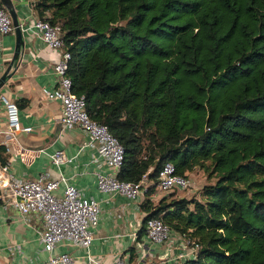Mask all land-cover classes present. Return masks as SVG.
<instances>
[{
	"label": "trees",
	"instance_id": "trees-1",
	"mask_svg": "<svg viewBox=\"0 0 264 264\" xmlns=\"http://www.w3.org/2000/svg\"><path fill=\"white\" fill-rule=\"evenodd\" d=\"M30 4L60 25L73 92L124 148L116 177L146 176L143 223L197 243L189 264H264V0ZM166 162L212 181L153 200Z\"/></svg>",
	"mask_w": 264,
	"mask_h": 264
},
{
	"label": "crops",
	"instance_id": "crops-1",
	"mask_svg": "<svg viewBox=\"0 0 264 264\" xmlns=\"http://www.w3.org/2000/svg\"><path fill=\"white\" fill-rule=\"evenodd\" d=\"M24 36V52L12 77L0 89L18 107L22 128L13 139L8 133L6 110L0 99V166L7 165L15 179L34 180L41 174L49 179L61 176L74 185L86 198H93L100 206L99 222L91 229L93 240L88 248L63 241L56 245L53 254L68 253L75 264H89L87 255L102 262H113L125 255L128 264H178L167 256V244L150 243L145 230L139 232L145 213L141 209L144 194L127 199L115 193H104L97 187V174L116 175L115 168L94 161L96 151L83 146L87 140L79 127L62 130L58 119L61 104L46 97L45 90L55 87L57 51L48 49L39 34L30 27L35 15L30 0H11ZM15 31L0 34V76L14 55ZM23 149L40 150L28 157ZM62 150L71 162L56 166L50 155ZM63 184L55 191L61 196ZM1 195V194H0ZM163 193L156 190L151 199ZM43 220L38 214H21L6 198H0V264H43L48 253L40 241ZM170 243L175 254L184 253L182 240L172 233ZM174 247V248H173Z\"/></svg>",
	"mask_w": 264,
	"mask_h": 264
},
{
	"label": "built area",
	"instance_id": "built-area-1",
	"mask_svg": "<svg viewBox=\"0 0 264 264\" xmlns=\"http://www.w3.org/2000/svg\"><path fill=\"white\" fill-rule=\"evenodd\" d=\"M30 27L39 34L48 49L57 51L60 55L53 66L56 76L55 87L45 90V94L48 99L57 100L61 104L62 115L58 119L61 129L69 130L73 127L82 129L87 136L83 146L91 147L96 151L94 161L118 170L124 158V148L109 132L107 126L90 118L84 95L73 92L71 79L66 74L70 54L64 48L60 25L34 18ZM13 30L11 17L0 0V34H8ZM0 99L6 110L7 133L15 139L18 131L29 132V127L22 128L20 125L17 105L5 96H1ZM23 151L27 152L28 157H32L40 150L23 149ZM50 158L56 166L72 160L62 150H56ZM7 168V165L0 166V198L8 199L21 214L34 213L42 217L44 228L40 234V241L48 253L43 264H75L73 257L68 253L53 254V251L56 245L63 241L76 243L85 248L90 246L93 240L91 229L99 222L98 201L84 197L79 189L69 184L62 176L59 179H49L45 174H41L34 180H20L13 178ZM60 184H63V192L61 196H57L55 191ZM190 186V180L186 176L177 174L171 162H166L160 169L156 184V189L160 193L181 191ZM97 187L101 192L115 193L132 200L144 194L148 181L145 175L138 182H131L119 180L116 175L98 173ZM144 226L150 243L167 244V256H170L168 259L173 258L178 264H189L188 260L197 256L198 244L189 240L187 236L179 234L177 237L182 240L185 252L174 253L170 243L173 232L162 219L149 218ZM87 260L89 264H128L125 255H120L110 263L97 260L91 255H87Z\"/></svg>",
	"mask_w": 264,
	"mask_h": 264
},
{
	"label": "water",
	"instance_id": "water-1",
	"mask_svg": "<svg viewBox=\"0 0 264 264\" xmlns=\"http://www.w3.org/2000/svg\"><path fill=\"white\" fill-rule=\"evenodd\" d=\"M1 3L11 17L13 28L16 35V44H15L14 55L12 57V60L9 62L5 71L0 76V89L14 74L15 70L17 69L19 60L22 58L24 52L23 29L19 21V18L16 14V11L14 9V5L11 0H1Z\"/></svg>",
	"mask_w": 264,
	"mask_h": 264
},
{
	"label": "rangeland",
	"instance_id": "rangeland-1",
	"mask_svg": "<svg viewBox=\"0 0 264 264\" xmlns=\"http://www.w3.org/2000/svg\"><path fill=\"white\" fill-rule=\"evenodd\" d=\"M187 178L190 180L191 186L185 190L174 191L173 193H175L177 197L199 198L202 186L212 181L208 180L207 174L200 168H196L188 173Z\"/></svg>",
	"mask_w": 264,
	"mask_h": 264
}]
</instances>
